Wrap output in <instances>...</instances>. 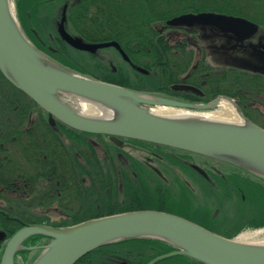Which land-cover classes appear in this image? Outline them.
I'll return each mask as SVG.
<instances>
[{"label": "trees", "instance_id": "trees-1", "mask_svg": "<svg viewBox=\"0 0 264 264\" xmlns=\"http://www.w3.org/2000/svg\"><path fill=\"white\" fill-rule=\"evenodd\" d=\"M20 1L16 0L17 8ZM22 1L26 6L28 4L30 9L32 7V10H37L39 6V0H29V3L28 0ZM64 1L67 4L65 27L70 34L88 43L115 40L120 44L129 61H126L128 68L117 67L114 71L112 66L108 67V64L97 59L92 52H88L94 60L87 63L94 64V67L90 70L89 67L83 68L76 62H71L68 56L71 57L72 52L79 53L76 57L83 61L81 53L87 54V52L70 47L57 32H54L53 39L58 43V46L54 47L55 51L49 49L50 46L46 44L41 45L33 30L26 27L24 19L27 17L20 15L18 11L19 22L35 47L61 66L130 89L197 101L195 94L174 91L171 88L173 84L180 82L193 84L208 93L203 101L221 94L233 97L244 114L253 118L250 113L253 111L251 110L253 103L250 102L264 96V75L243 68L209 65L204 60V51L200 50V58L197 52L198 45L193 47L192 43L196 42L197 37L182 36L180 33L181 31L199 32L202 27L181 28L169 26L166 21L187 12L210 11L242 16L264 27L262 0ZM96 67L99 70H95ZM27 100L29 102L22 103V112L20 111L12 121L7 119L10 109L4 111L6 125L16 128V131L11 133L13 135L22 133L27 136L16 142L17 147L20 148V155L8 156L10 166L4 169L6 171L11 167L8 171L9 176L11 174L13 177L18 174L22 176L16 197H7L3 191L0 196V205L1 199L5 198L13 207L16 206V212L14 211L13 214L0 212V231L5 236L0 240V256L5 241L24 222H41L39 215L26 211L32 206L64 210V214L59 218L48 219L47 224L55 227L125 211L155 209L183 216L219 233L218 228L212 225L206 214L200 212L202 215H199L197 214L199 211L191 208L190 201L184 199L186 196L180 193L175 194L174 197L172 184L166 183L164 174L158 173L152 167L146 168V161L124 152L121 146L107 135L78 131L62 122L51 126L45 117L46 112L28 97ZM31 105L39 110L37 120H32L27 114V109L34 108ZM244 106L250 107L249 110L247 111ZM27 123L28 125L24 126ZM35 123L36 128L41 129L34 131L28 128L22 129L33 127ZM134 141L151 153L158 154L159 160L167 159L170 162L168 166L176 167L179 172L181 169L189 177L198 179L202 185L206 184L208 188H215L216 178V185L221 184L219 186L221 189L222 185L225 190L241 189L243 193L240 194L238 190L237 196L251 201L255 214L240 220L235 230L219 234L232 238L242 228L264 226V178L212 157L164 145ZM201 160L212 162L213 167L208 172L209 178L201 176L196 171L195 165ZM214 161L230 168L220 169ZM177 181L184 184L181 182L184 180L180 173ZM11 182L3 185H13ZM188 208L192 212H187ZM174 249V246L159 239L127 238L99 246L80 260L87 257L97 258L98 256H95L97 254H121L132 255L135 260L143 258L140 264H144ZM22 252L27 251L22 250L17 254ZM154 264L202 263L188 256L174 255L160 259Z\"/></svg>", "mask_w": 264, "mask_h": 264}, {"label": "water", "instance_id": "water-1", "mask_svg": "<svg viewBox=\"0 0 264 264\" xmlns=\"http://www.w3.org/2000/svg\"><path fill=\"white\" fill-rule=\"evenodd\" d=\"M65 18L64 7L58 33L72 48L93 52L114 47L125 60H129L115 40L88 43L73 36L64 26ZM166 24L211 26L232 34L237 41L251 38L259 29L256 22L245 17L210 11L183 13L168 19ZM256 46L254 53L264 62V39ZM251 68L255 69L252 71L263 70L258 66ZM0 72L45 110L52 124L57 119L78 131L109 135L115 141L129 138L209 156L264 178V128L246 117L234 99L220 95L204 103L187 102L68 70L44 56L26 37L11 0H0ZM172 89L202 94L200 89L190 84L176 83ZM74 95L87 98L96 104L98 111L83 112L62 97L71 96L72 99ZM222 98L234 103L245 120L243 124L183 121L157 114L148 107L210 110ZM32 235L49 238L47 243L37 246L41 252L32 264H74L99 246L139 237L159 239L175 248L146 264L174 255L188 256L202 264H264V243H245L228 238L183 216L154 209L104 215L63 227L25 224L5 242L0 264H15V253L26 248L23 241ZM4 238L0 231V240Z\"/></svg>", "mask_w": 264, "mask_h": 264}, {"label": "rangeland", "instance_id": "rangeland-1", "mask_svg": "<svg viewBox=\"0 0 264 264\" xmlns=\"http://www.w3.org/2000/svg\"><path fill=\"white\" fill-rule=\"evenodd\" d=\"M11 2L16 17L18 16V11L20 15H25L27 17L24 19L25 21L24 23L26 27H28V29L33 30L36 39L41 45L46 44V46L48 45L53 48L55 46H58V43H56L53 39L55 36L54 32H57V34H59L58 28H59L60 19L62 17V11L64 7L65 8L67 7V4L65 3L64 0H39V6H37V10H32V7L30 9L28 4L26 6L22 0L19 2L18 8L16 6V0H11ZM262 2H264V0H262ZM23 31L26 34L24 28ZM181 33L182 36L190 37L193 35L194 32H188L183 34V31H181ZM197 36L202 37V39L205 37H208L210 39L206 41L205 44H207V48H208V62L213 66L237 67L241 69L243 68L245 70L248 69L255 70L252 69L251 67L258 66L263 68V70L260 68H258V70L259 72H261V74L264 75V62L254 53V50H252L251 48H247V46L241 47L238 45H234V40L233 38L230 37V34L228 35L224 34L219 30H217L216 28L207 26L204 28L202 27L200 32H198ZM262 39H264V27L259 24L258 31L256 32V34H254L250 39H248L245 42V45H247V43L250 44V46L257 45L258 42ZM92 53L95 57H97V59L108 64V67L109 66L111 67L113 65L116 68L118 67L120 69L128 68L126 61L123 60L121 56L118 55L116 51H114L113 48L96 49V51ZM42 54L48 57L46 54L44 53ZM77 54L79 53L73 54L72 52L70 55L72 58L68 56L69 60L71 62L73 61L76 62L83 68L89 67L88 68L89 70L90 68L94 67V64L91 65L90 63H87L89 61L93 62L94 60L93 58H91L92 56L90 53L88 52L87 54L81 53V56L83 57V61L85 62L78 59L76 57L78 56ZM95 70H99V69L96 67ZM2 82L4 81L0 76V91L3 90L5 94L11 97L17 94V92L14 91L10 87V85ZM62 97L63 99H66L67 103L73 105L72 99L68 97L66 98L64 96ZM168 97L176 98L174 96H168ZM16 99L19 100L20 102L24 101L23 98H21V96ZM176 99L180 100L179 98ZM233 99L235 102H237L235 98ZM183 100L190 101L186 99ZM250 103H253L252 104L253 108H251V110L253 109V111L250 112L253 118L252 119L250 118V120H252L256 124L259 123L258 125L264 126V96H262L260 99H257L255 101H251ZM148 107L150 108L151 111L155 113L158 109L157 106H148ZM219 108H220L219 106H216L215 108L210 110H200L197 112L215 111L218 110ZM17 115H19V112L16 113L15 116ZM36 115H39L38 110L33 111V113L31 114L32 120H37ZM45 117L47 118V115H45ZM2 123L3 120L0 121V125H2ZM27 125L28 123L25 124L24 126ZM35 127H36V123H35ZM26 128L27 127H23L22 129H26ZM37 129L39 130L41 128L38 127ZM121 149L124 152L126 151L127 153L133 155L136 158L146 161L148 166L152 165V168L155 169L158 173L164 174L166 178V183L172 184L171 188L174 197H176L175 194L178 195L180 193H182V196H186L184 199L190 201L191 208L199 211V213H197L199 215H202L200 212L206 214L208 220H210L212 225L218 228L217 230L219 231V233L220 232L226 233L235 230L240 220L255 214L253 203L251 201H247L245 198L243 199L237 196L236 192L238 190L240 191V194L243 193L241 189L227 188V190H225L223 185H222L223 188L221 189L219 187L221 186V184L216 185V181H217L216 178L214 179L215 188H208L206 184L202 185L198 179H196L195 177L194 178L189 177V175L188 174L186 175L184 172H182L181 169L179 172L176 167L172 168L168 166L170 165V162L167 159L159 160V157H157L158 154L151 153V151H149L147 148H144L143 145L141 146V144L137 143L134 140L125 139L123 145L121 144ZM214 163L218 168L223 170H227L228 168H230L229 166L223 163H218L216 161H214ZM208 166L206 167L205 165L199 164L198 167L201 169L208 168L209 171L210 166L209 167ZM179 173L182 175V179L184 181L181 182H183L184 184L177 181V176L179 177ZM229 173L231 172H226L224 174H229ZM211 182H213V179H211ZM179 183L181 185H179ZM1 205H3V202L1 203ZM187 212H192V210L188 208ZM59 217L60 215L54 214L51 215L50 219H57ZM232 239L245 243L262 244L264 243V226L253 227V228L251 227L242 228L232 236ZM41 240H42L41 243H39L38 245L40 244L42 245V243L49 241V238L42 237ZM25 244L26 243H24V245ZM21 249H19L20 252L22 251ZM40 251H41L40 249H37L34 253H32L29 256L28 260H24L22 253H20L15 258L16 260L15 264H32V262L40 254Z\"/></svg>", "mask_w": 264, "mask_h": 264}, {"label": "flooded vegetation", "instance_id": "flooded-vegetation-1", "mask_svg": "<svg viewBox=\"0 0 264 264\" xmlns=\"http://www.w3.org/2000/svg\"><path fill=\"white\" fill-rule=\"evenodd\" d=\"M200 32V31H199ZM181 33V32H180ZM188 33V32H184L183 34ZM182 34V33H181ZM198 32H194L193 35L195 37H197L196 42H193L192 44L194 45L193 47H195V45L197 44V48H198V54L199 57L201 58V51H204L205 54V62L208 63L209 65H212L208 62V48H207V44L206 41L210 40L208 37H205L202 39V37H198L197 36ZM225 34V33H224ZM192 35V36H193ZM228 35V34H227ZM231 38H233L234 40V45H238V46H247V48H252V50H256V45H252L250 46V44L247 43V45H245V42L247 40L244 41H236L235 38L230 35ZM250 43V42H249ZM202 45V46H201ZM49 49L54 50V48L50 47ZM112 69L114 71L117 70L116 67H112ZM0 76H2V74L0 73ZM3 79L4 82L2 83H7L8 85H10V87L17 92V94H15V96L11 97L7 94H5L3 92V90L0 91V118L3 120L2 125H0V196H2V191L3 194L6 195L7 197H13V196H17V192L18 189H20V185L19 182H21V176L20 174L16 175L15 177L12 176V174L9 176L8 171L11 168H8L6 171L4 170L7 166H10V163H8L9 159L8 156H12V155H20V148L17 147L16 142H18L19 140H23L24 136H27L26 134H22L19 133V135H13L11 132L12 131H16V128H10L8 127V125H6L7 120L4 121V111L10 109L8 111V116L7 119H10L12 121L13 118H15L16 113L18 112H22V103H25L27 100L26 96H22V92L20 90H18L16 87H14L12 84H10L3 76L1 77ZM184 83V82H182ZM189 84V83H186ZM193 85V84H190ZM195 87H197L198 89L201 90L202 94H198V93H192L195 94V98L197 101H203L202 99L205 98V96L208 94L205 93V91L201 88L198 87L196 85H193ZM184 92V91H183ZM184 93H189V92H184ZM191 93V92H190ZM25 99L24 101L20 102L19 100H17L16 98L20 97ZM186 99V98H183ZM190 100V99H187ZM32 101V100H31ZM29 102V101H28ZM34 108H31V110L27 109V114L32 118L31 114L33 113V111L38 110L37 107L31 105ZM38 106V105H37ZM39 107V106H38ZM245 109L248 111L250 107H246L244 106ZM30 108V107H28ZM39 112V110H38ZM45 112V111H44ZM47 115V119L50 123L51 126H55V124L57 122H59L58 120H55L54 124H52L49 120V115L48 113H46ZM37 116V115H36ZM29 130L34 131L37 130V128L35 127V125L33 127H27ZM33 129V130H32ZM115 141V140H114ZM125 141V138H118V141H115L116 144H118L119 146H121V144L123 145ZM15 146H16V150H15ZM13 149V150H12ZM6 150V151H5ZM5 151V152H4ZM144 161V160H143ZM19 162H21V159L19 160ZM199 164L201 165H205L206 167L209 165L210 167H213L212 162L210 160H201V162L196 163L195 167H196V171L201 174V176L205 177V178H209L208 172L210 171V167H209V171L208 168L206 169H201L199 168ZM152 165H147L146 162V168H151ZM198 175V174H197ZM9 181H12L11 184L13 185H9V184H5L3 185V183H8ZM3 195V196H4ZM5 197V196H4ZM1 202H3V205H0V212L2 213H6V214H13V212H16V206H12V203L7 202L6 199L4 198L1 199ZM6 203V204H4ZM32 206L31 208L27 209L26 211L28 213H34L36 215H39L41 218V222H24L21 227L25 224H29V223H43V224H47L48 219L51 217V215L57 214V215H63L64 214V210H60V209H49V208H44L43 206L41 207H35V209L33 210ZM20 228V227H19ZM41 238L42 236H33L28 238L25 241V245L28 247H34V246H39L38 244L41 243ZM46 243V242H45ZM44 244V243H42ZM41 245V244H40ZM36 247L31 248L33 250H29V249H23L27 252L23 253L22 252V256L24 260H28L29 256L34 253L36 250H34ZM19 254H16V256ZM95 256H98L97 258L95 257H87L84 260H80L77 261L74 264H140L141 261H143L144 259L142 258L141 260H135V257L132 255H121V254H107V255H102V254H97ZM16 261V260H15ZM146 264V262L144 263Z\"/></svg>", "mask_w": 264, "mask_h": 264}, {"label": "bare ground", "instance_id": "bare-ground-1", "mask_svg": "<svg viewBox=\"0 0 264 264\" xmlns=\"http://www.w3.org/2000/svg\"><path fill=\"white\" fill-rule=\"evenodd\" d=\"M69 96V95H68ZM71 98V96L69 97ZM87 98L72 96L74 107L82 110L83 112L98 111L96 104H93L86 100ZM95 105V106H94ZM217 106L220 108L215 111L197 112L194 110H187L182 108H168L166 106H157V114L168 115L178 118L183 121H221L232 124H243L244 118L240 115L238 108L233 102L222 98L217 102Z\"/></svg>", "mask_w": 264, "mask_h": 264}]
</instances>
